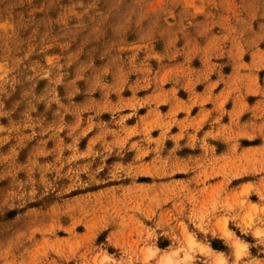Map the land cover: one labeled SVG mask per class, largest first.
Segmentation results:
<instances>
[{
	"label": "rangeland",
	"instance_id": "1",
	"mask_svg": "<svg viewBox=\"0 0 264 264\" xmlns=\"http://www.w3.org/2000/svg\"><path fill=\"white\" fill-rule=\"evenodd\" d=\"M166 255L264 264V0H0V264Z\"/></svg>",
	"mask_w": 264,
	"mask_h": 264
},
{
	"label": "bare ground",
	"instance_id": "2",
	"mask_svg": "<svg viewBox=\"0 0 264 264\" xmlns=\"http://www.w3.org/2000/svg\"><path fill=\"white\" fill-rule=\"evenodd\" d=\"M194 242V241H193ZM189 244L191 245V241L189 242ZM209 250V249H208ZM152 251V250H151ZM150 251V252H151ZM149 252V251H148ZM172 253H173V251H172ZM147 254H149V253H147ZM176 254H177V252H176ZM188 254V253H187ZM208 254V253H207ZM153 255V254H152ZM174 255H175V253H174ZM147 257H149V256H147ZM174 257V256H173ZM150 258V257H149ZM177 260V259H176ZM179 261V260H178ZM177 262V261H176ZM176 262H175V264H176ZM178 263V262H177ZM160 264H173L172 263V256L171 255H166L163 259H162V261H161V263ZM217 264H222V260L221 259H219L218 261H217Z\"/></svg>",
	"mask_w": 264,
	"mask_h": 264
}]
</instances>
